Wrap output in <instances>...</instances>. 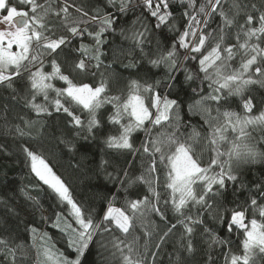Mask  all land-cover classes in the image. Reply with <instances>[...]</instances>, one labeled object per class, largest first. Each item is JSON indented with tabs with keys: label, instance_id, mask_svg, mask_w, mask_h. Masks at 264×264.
<instances>
[{
	"label": "snow or ice",
	"instance_id": "obj_1",
	"mask_svg": "<svg viewBox=\"0 0 264 264\" xmlns=\"http://www.w3.org/2000/svg\"><path fill=\"white\" fill-rule=\"evenodd\" d=\"M141 2L150 16L155 18L156 28L169 21L171 12L168 0ZM225 2L180 0L182 6L186 5L182 15L187 22L178 36V42L168 50L158 51L156 57L149 61L155 67L164 66L170 74L178 67V49L199 54L198 57L185 56L186 60H198V72L187 68L184 71L186 80L191 81L194 77L200 79L199 73H202L201 83H207L206 94L203 89H192L199 99L189 105V111L199 114L207 125L205 134L195 127L188 134L182 132L179 102L166 95L160 96L152 84L131 80L126 96L110 95L109 78L103 72L100 73L98 84L77 83L71 78L72 72H88L91 67L97 70L101 68L105 55L102 47L107 43L106 33L115 31V18L110 12L97 8L94 15L85 19L88 12L82 6H77L75 0H18L22 8H18L12 0H0V10L6 12L0 15V85L11 88L14 78L26 74L31 92V99L26 101L27 106L39 115L50 114L47 104H51L57 112L62 110L71 117L77 127L83 128L85 122L72 109V105L78 106L88 114L86 128L89 134L100 124L98 110L106 104L111 105L113 112L108 120L119 126V133L106 138L108 148L139 152V149L134 150L132 134L138 130L146 133L140 148L150 158L148 167L145 174L130 179L128 183L147 185L149 193L159 199L160 194L154 185L159 183V173L163 171V186L170 190L173 211L183 217L177 223L183 225L189 236L194 231L192 225L204 223L200 214L207 213L213 220L224 222L225 213L230 212L227 218L228 231L232 232L235 228L238 234L242 233V254L233 253L230 248L224 253V264H254L253 257L264 254V204L258 203L257 198L253 197L250 204L242 209L239 205L228 209L221 208L213 198L222 195L227 182L238 180L237 173L242 165L264 162V151L252 142L249 131L256 128L264 130V110L253 114V99L244 98L249 86L264 87V4L258 8L255 3L247 5L240 0H231L225 7ZM107 3L113 7L119 3V12L125 13L132 0H107ZM249 8L251 11H246ZM70 9H74L75 14ZM242 13L244 23H238ZM215 16L220 18L217 29L205 31ZM133 23H140L144 31L130 30L126 34L121 29V35L133 41L143 52L148 25L140 18ZM93 25L95 29L90 31ZM171 28L175 29V25ZM233 28L236 29L233 37L236 43H228ZM85 34L93 43L81 42L78 48L73 49L80 53V58L72 62V72L65 74L56 57L71 44L73 38H82ZM92 61L95 63L92 64ZM49 63L51 71H46L45 65ZM134 66L130 63L126 67ZM53 81L63 82L66 86L56 87ZM51 92L55 93L54 98L50 97ZM38 96H42L47 103H37ZM228 97L241 99L242 112L224 107ZM35 123L25 121L24 125L25 128H31ZM16 131L21 136L28 135L19 125ZM201 141L203 149L212 153L207 165L202 164L201 156L196 152ZM23 151L30 161L31 172L52 189L60 201L66 202L68 215L62 217L57 213L53 227L68 235V248L76 256L70 259L56 247L47 232H39L32 227L33 243L27 251L24 246L13 248L7 240L0 239V256L5 260L11 258V264H16L15 257L19 249L26 257L35 250L33 264H83L82 257L87 256L91 244L96 242L95 237L106 234L111 235V239L101 246L107 249L110 245L111 255L116 257L119 254V264H148V255L153 258L157 256L156 252L148 250L150 241L147 238L152 236L154 228L143 231L142 236L135 235L137 222L142 228L151 224L148 220L150 213L159 214L164 219L149 196L125 199L122 207H116L114 200H110L97 219L90 211L85 213L83 207L74 200L69 186L42 155L29 147H23ZM256 187L264 189V185ZM259 196L264 199V190L259 192ZM190 205L200 207L195 219L184 214V209ZM249 208L253 213L250 220L246 215ZM257 214L260 219L256 218ZM116 231L121 235H113ZM171 231L170 228L160 239L163 240ZM204 232L208 234L210 247L212 244L230 243L220 239L208 227L204 228ZM142 239L143 245L140 244ZM155 247L160 248V244H155ZM192 250L193 245L189 241L187 251Z\"/></svg>",
	"mask_w": 264,
	"mask_h": 264
},
{
	"label": "trees",
	"instance_id": "obj_2",
	"mask_svg": "<svg viewBox=\"0 0 264 264\" xmlns=\"http://www.w3.org/2000/svg\"><path fill=\"white\" fill-rule=\"evenodd\" d=\"M75 2L77 6H82L88 12V17L85 19L94 15L97 8L110 12L115 18V31L106 33L107 43L102 47L105 55L102 57L101 68L97 70L91 67L88 72H72V62L80 58V53L73 49L78 48L81 42L91 44L93 41L86 34L82 38H73L71 44L56 57L63 66L65 74L72 72L71 78L77 83L98 84L101 78L100 73L103 72L109 78L110 95L126 96L131 80H138L142 84H152L160 96L166 95L179 102L182 132L188 134L195 127L205 134L207 125L199 114L189 111V105L199 99L192 89H203L206 94L207 83H201L202 73H199L200 79L194 77L191 81L186 80L184 71L187 68L194 73L198 72V60H186L185 56L198 57L199 54L190 53L187 49H178V67L170 74L164 66L155 67L149 62L156 57L158 51L168 50L178 42V36L187 22L182 15L186 5L182 6L180 0H168L171 12L169 21L156 28L155 18L150 16L141 0H132L129 10L125 13L119 12V3L113 7L108 5L107 0H75ZM230 2L231 0H226L225 7ZM240 2L247 5L255 3L258 8L264 4V0H240ZM12 3L18 8L23 7L18 4V0H12ZM70 11L75 14L74 9ZM137 18L148 25L145 43L142 45L143 52L135 46L133 41L121 35V29H124L126 34L130 30L144 31L140 23H133ZM238 23H244L243 13L238 18ZM173 24L175 29L171 28ZM219 24L220 18L215 16L205 31L216 30ZM94 29L95 25L89 30ZM235 31V28L230 31L228 43H236L233 38ZM130 63L135 66L126 67ZM45 70L51 71L50 63L45 65ZM53 83L56 87L66 86L60 81H53ZM50 97L54 98L55 93L51 92ZM248 97L253 99V114L264 110V87L249 86L244 98ZM28 99H31V92L26 74L14 78L11 88L0 85V239L7 240L10 247L15 248L21 245L27 251L33 243L30 228L35 227L39 232H47L56 247L64 251L70 259H75L76 256V253L68 248V235L53 227L57 213H60L62 217L68 215L66 202L60 201L53 190L31 172L30 161L23 151V147H29L42 155L49 166L62 177L69 186L74 200L83 207L85 213L90 211L97 219L103 214L110 200H114L115 206L122 207L125 199H143L144 196H149L155 206L160 209L164 219L153 212L148 216L151 224L145 228H142L139 222L136 224L135 235L138 236H142L143 231L154 228L152 236L147 238L150 241L148 250L156 252L157 256L153 258L148 255V264H153V259L154 264H224V253L230 248L233 253L242 254L240 248L242 233L238 234L235 228L232 232L228 231L227 218L230 217V212L225 213L224 222L218 219L213 220L207 213L200 214L204 223L192 225L194 231L189 236L185 233L183 225L177 223V220L183 217L173 211L170 190L163 186L165 179L163 171L159 173V183L154 185L160 194L159 199L149 193L147 185L139 182L131 185L128 183L130 179L145 174L148 167L150 158L140 148L146 133L138 130L132 134L134 150L139 149V152L108 148L105 143L106 138L119 133V126L111 124L108 120L113 112L111 105L106 104L98 110L97 119L100 124L93 129L92 134H89L86 128L88 114L78 106L72 105V109L74 114L79 115L85 122L83 128L77 127L71 117L62 110L57 112L51 104H47L50 114L37 115L31 107L27 106ZM36 102L47 103L42 96H38ZM224 107L242 112L241 99L228 97ZM25 121H36V123L31 128H25ZM17 125L24 128L28 135H19L16 131ZM249 131L253 138L252 142L258 149L264 151V130L256 128ZM196 152L201 156L202 164L207 165L210 162L212 153L203 149V141L197 145ZM125 170L128 172L127 177H125ZM237 174L238 180L227 182L222 195L213 198L218 205L228 209L239 205L242 209L250 204L253 197L257 198L258 203L264 204V199L259 196V192L264 189L256 187L264 185V162L244 164ZM122 184L123 187H121ZM199 213L198 205L195 207L190 205L184 209V214L194 219ZM246 215L249 220L253 218L251 208ZM256 218L260 219L258 214ZM173 225L175 228H172ZM205 227L212 229L220 239L230 243L212 244L210 247L208 234L204 232ZM170 228L172 231L161 240L160 237ZM113 235L121 234L116 231ZM110 239L111 235H97L96 242L91 244L87 256L82 257L83 264H119V254L113 257L110 245L107 249L101 246ZM189 241L193 245L191 252L187 251ZM143 242L142 239L140 244L143 245ZM157 243L160 244V248L155 247ZM34 260L35 250L29 252L26 257L17 249L16 264H33ZM253 260L254 264H264V254L253 257ZM0 264H11V258L5 260L3 256H0Z\"/></svg>",
	"mask_w": 264,
	"mask_h": 264
},
{
	"label": "rangeland",
	"instance_id": "obj_3",
	"mask_svg": "<svg viewBox=\"0 0 264 264\" xmlns=\"http://www.w3.org/2000/svg\"><path fill=\"white\" fill-rule=\"evenodd\" d=\"M4 14H6V12H3L2 10H0V15H4Z\"/></svg>",
	"mask_w": 264,
	"mask_h": 264
}]
</instances>
